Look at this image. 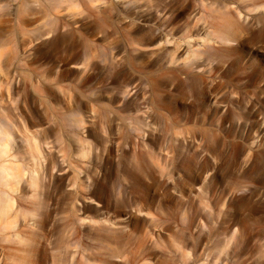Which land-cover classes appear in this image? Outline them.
<instances>
[{
	"label": "bare ground",
	"instance_id": "obj_1",
	"mask_svg": "<svg viewBox=\"0 0 264 264\" xmlns=\"http://www.w3.org/2000/svg\"><path fill=\"white\" fill-rule=\"evenodd\" d=\"M120 1L121 10L113 0H0V17L10 18L12 23L7 35L0 38V56L5 50L13 53L21 48L24 52V47L38 40L45 47L38 56L35 52L33 62L21 66L26 72H14L19 78L14 88L10 87L11 73L4 100L0 91V264L151 263L150 249L159 237L153 231L160 227L153 218L143 229L121 227L115 222L117 217L107 215L102 220H89L95 223L96 246L85 254L83 263H77L68 251L71 238L47 263L44 232L58 206L75 210L76 204L99 198L102 175L104 169H110L111 160L121 168L123 177L135 182L130 185L134 190L139 178L125 167L127 157L139 163L153 161L158 154V145L144 142L145 135L166 141L196 134L215 137L225 133L219 125H236L248 119L227 107L225 113L203 114L200 124L194 121L199 114L194 111L183 121H172L159 101L161 81L156 73H176V79L170 81L178 88L219 82L238 90V85L264 82L262 62H250L253 50L264 44V0ZM175 5L178 9L172 11ZM120 18L129 25L115 23ZM81 19L90 22L83 24ZM79 22L88 25L87 29L82 30ZM96 35H100L97 38L102 46ZM119 54L123 56L119 58ZM49 55V63L32 65ZM216 62L218 68L213 67ZM98 70L106 73L109 85L133 73L143 74L148 89L141 95H128L127 100L118 98L123 88L116 89L101 113L91 111L86 117L79 97L62 84L71 71L88 72L76 90L81 97L88 92L90 96L85 98L95 106L103 90L98 81L94 83L97 87L93 85L90 73ZM227 72L232 76L228 78ZM1 76L2 72L0 90ZM229 104L236 110L240 100ZM39 111L42 121L35 116ZM205 121L210 127H205ZM121 139L129 140L130 154L121 147ZM97 169L98 175L94 172ZM214 183L200 188V201L214 192ZM208 211L207 217L214 216L215 211ZM223 213L218 209L217 216ZM216 224L221 225L222 219ZM162 229L168 231L169 227ZM183 231L190 233L191 227H183ZM217 237L212 263L246 264L244 257L254 255L256 259L247 264H264L260 259L264 255V232L253 236L222 230ZM252 241L259 243L249 247ZM189 251L187 245L181 250L183 264ZM209 256H202V264H210Z\"/></svg>",
	"mask_w": 264,
	"mask_h": 264
},
{
	"label": "rangeland",
	"instance_id": "obj_2",
	"mask_svg": "<svg viewBox=\"0 0 264 264\" xmlns=\"http://www.w3.org/2000/svg\"><path fill=\"white\" fill-rule=\"evenodd\" d=\"M113 3L117 9L119 7V10L123 7L120 0H113ZM177 7L178 5H175L172 11L177 10ZM5 17H0L1 22H4H0V38L4 37V33L7 35L9 27L12 25L9 22L10 18L7 17V22ZM120 19L115 23L121 22L118 25L122 24L123 27L129 25L128 21ZM81 20L80 22L87 24L88 20ZM80 22L78 25L82 27L83 24ZM76 26L74 29L79 27ZM86 26L88 27V25ZM85 27L81 29L86 30L87 27L86 29ZM97 37L100 35L95 36V38ZM110 37L112 39V36ZM97 42L102 46V40L97 38ZM42 45L43 43L38 40L29 47H24L26 52L23 47L24 52L21 48H17L20 51L13 50V53L14 51L16 53L14 55L8 50L1 52L0 67L3 68L0 70L2 72L0 91L3 100L6 97V82L10 79L11 73L10 87L14 88L19 83V78H16L14 72H26L20 69L21 66L33 62L35 54L37 53L38 56V51L45 50ZM119 55V58L123 56V54ZM50 57L49 55L32 65L39 66L49 63ZM259 60L263 64L262 69H264V44L255 48L250 58L251 63H256ZM121 61L123 60H119V62ZM214 64H212L213 67L218 68L217 62ZM149 73L155 74V72ZM87 74L88 72L71 71L68 81L62 84L69 86L70 94L79 97L78 101L81 102L86 117H89L91 111L101 113V109L107 106L110 95L117 92L116 89L123 88L122 96H118L120 100H127L128 95L133 97L135 93L144 94L148 89L145 83L146 77L140 73L127 75L124 80L120 79L109 85L105 72H92L90 74L93 77V85L95 87L99 85L103 90L98 94V104L92 106L85 98L90 94L86 92L81 97L76 90ZM156 74L161 81L157 94L160 96L159 101L161 105H165L164 108L168 111L170 118L172 117V121H183L187 113L194 111L199 113L194 120L199 123L203 114L225 113L227 107L228 110L232 108L237 114H246L248 119H242L236 125L231 123L219 125V128L223 129L222 132L224 131L226 134L222 133L223 135L215 137H202L196 134V136L166 141L147 139L145 135L144 142L148 145L153 143L158 145L156 149L158 154L153 161L147 159L141 160L139 163V160L134 162L130 156L127 157L125 167L139 178L134 190L130 185L135 182L130 178L123 177L119 173L121 168L111 160V166H107H110V169H104L102 175L101 187L103 190L98 189L99 198L94 202L86 201L87 203L84 205L80 202L76 204L75 210L69 206L68 210L67 207L58 206L56 215L51 218V226L44 232L46 238L43 247L47 263L51 262V255L57 256L56 251L64 241L70 240L67 238H71L69 241L71 246L68 251L75 255L74 259L77 263H83L85 254L91 253L92 247L96 246L92 231L95 223H90L89 220H100L106 215L107 217H117L115 222L120 223L121 227L127 225L129 227L137 226L141 229L147 227L152 218L155 219L156 224L160 227L154 229L153 234L154 236L159 235V237L158 243L152 245L150 249L152 262L148 264H183L180 255L185 245L190 246L191 249L189 258L185 259V264H202V256H205L206 259L207 255H210L207 262L214 264L211 260L220 231L231 230L237 234L253 236L264 232V82L238 85V90L219 82L214 86L210 82L209 84L198 83L190 87L186 85L183 88H178L176 82L170 81V78L176 79L178 76L176 73L157 72ZM227 75L228 78L232 76L231 72H227ZM217 77L216 73L213 76L216 82L218 81ZM95 81H98L99 84L95 85ZM101 82L103 84H100ZM51 90L56 92L55 88ZM231 99L240 100V105L236 110L229 104ZM35 116L37 121H42L43 117L40 111ZM170 118L164 122V125L169 123ZM205 127H210L209 121H205ZM140 141L142 142V140ZM128 143L129 140H120L123 150L130 154L132 150L128 149ZM166 159H171L166 162L167 165L164 164ZM137 163L136 168H131ZM99 168L101 167L99 166ZM94 172L98 175L99 169ZM53 174L55 175L56 171ZM57 175L60 177L61 174L57 173ZM211 182H215L214 192L208 194V199L205 201H200L197 196L200 188L211 184ZM140 209L143 211L142 213L138 212ZM209 209L215 211L214 216L207 217ZM218 209L224 211L219 217L217 216ZM221 219L222 224L217 225V221L220 222ZM31 225L32 223H29V226ZM165 226L169 227L168 231L162 229ZM186 226L191 227L190 233L183 231V227ZM69 235H74V238ZM255 243L259 242L252 241L249 243V247ZM254 259H256L254 255L244 257V260L247 261L246 264Z\"/></svg>",
	"mask_w": 264,
	"mask_h": 264
},
{
	"label": "clouds",
	"instance_id": "obj_3",
	"mask_svg": "<svg viewBox=\"0 0 264 264\" xmlns=\"http://www.w3.org/2000/svg\"><path fill=\"white\" fill-rule=\"evenodd\" d=\"M260 259L264 260V255H262V256L260 257Z\"/></svg>",
	"mask_w": 264,
	"mask_h": 264
}]
</instances>
